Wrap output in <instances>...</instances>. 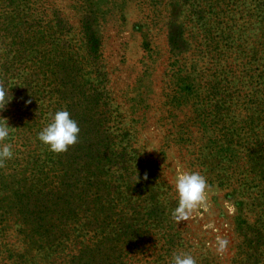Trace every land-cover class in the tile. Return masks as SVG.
Returning <instances> with one entry per match:
<instances>
[{
    "label": "rangeland",
    "instance_id": "rangeland-1",
    "mask_svg": "<svg viewBox=\"0 0 264 264\" xmlns=\"http://www.w3.org/2000/svg\"><path fill=\"white\" fill-rule=\"evenodd\" d=\"M172 1L160 0L158 4L155 0L31 1L34 2L32 16L42 15L41 10L47 8L49 19H62L70 36L86 27L87 35L82 32L80 37L88 43L89 56L97 58L94 76L99 77L101 96L109 101L102 105L101 118L96 116L99 118L96 122L103 123V129L107 128L108 134L118 139L127 131L129 139H138L139 144L133 147L140 146L154 162L142 167L143 176L140 177L129 168L128 160L133 159L134 151L128 152L129 148L119 144L114 147V153L121 161L112 167L109 195L115 199L110 214L113 227L109 237L113 249L110 253L108 244H104L106 246L90 253V250L83 251L78 264L99 263L100 257L104 261L109 256L110 264H170L173 254L181 251L190 253L197 264H229L237 250L243 247L245 239L251 246L264 242V231L255 233L251 228L256 223L262 226L261 220H264V164L242 155L245 149L241 147L238 148L241 155L235 151L219 153L228 136L220 133L226 130L212 132V136L205 134L200 125L204 124V119L193 112L195 107L188 110L191 100L183 99V91H179L181 82L171 67L166 28ZM189 1L181 2L188 6ZM178 9L172 13L174 17L182 10ZM152 18L159 24L151 25ZM191 26L187 23L181 29L189 40ZM259 26L261 23L256 21L251 26L246 47L242 49L244 54L239 57L252 47L262 46L264 38L257 34ZM53 57L57 58L56 55ZM21 72L15 76V91L8 93L12 99L0 111V121L14 122L17 129L30 139L28 144L15 149L11 141H4L13 146L14 155L0 166V226L3 228L0 229L9 232L5 242L10 253L26 254L35 264H49V255L54 250L44 247L42 239H37V233L42 230L43 216L47 211L52 214L49 209L53 207H38L34 187L31 188L28 182L36 175L38 163L48 150L39 142L35 131L44 119L40 110H49L50 107L46 109V105H42L47 101L40 103L30 99L35 96L37 88L44 89L47 83L55 84L57 74L50 75L43 84L41 70L36 72V77L29 70L24 71L27 76ZM86 78L93 79L88 73ZM29 100L31 103L26 104L30 109H25L23 104ZM21 110L27 112L23 114ZM184 113L191 115L192 121L185 123ZM175 116L185 128L166 130L170 127L167 124L177 120ZM196 117L201 119L200 123L195 122ZM258 117L264 119L262 101L236 108L232 115L235 122L229 128L234 135L228 140L232 141L235 150L239 142L240 145H245L246 140L252 143V133L244 134L240 127L250 118H254L255 123L261 121ZM255 137L258 139L256 143L262 146L257 148V154L264 153V133H256ZM214 138L218 139L215 141ZM74 152L70 146L66 155L68 161L78 155ZM110 157L112 161L117 160L113 153ZM186 171L205 175L211 192L206 207L195 211L189 220L177 224L172 219V212L178 206L173 182L177 175ZM106 193L102 187L100 194L105 197ZM48 197L44 196L43 200L47 201ZM217 238L229 241L224 252L217 251ZM212 253L217 257L214 263ZM6 255L0 251V263ZM53 259L59 260L56 256ZM15 262L12 264H17V260Z\"/></svg>",
    "mask_w": 264,
    "mask_h": 264
},
{
    "label": "trees",
    "instance_id": "trees-1",
    "mask_svg": "<svg viewBox=\"0 0 264 264\" xmlns=\"http://www.w3.org/2000/svg\"><path fill=\"white\" fill-rule=\"evenodd\" d=\"M31 1L0 0V79L12 93L16 87L15 76L19 75V71L27 76L24 71L29 70L36 77V72L41 70L43 84L50 75L56 73L55 84L47 83L44 89H34L35 96L30 99L35 102L47 101V104L42 105H46V109L50 107L49 110H40L44 119L35 132L38 134L50 112L58 110L69 111L80 127L78 142L71 146L78 155L70 162L66 157L67 152L56 154L47 150L46 156L38 163L36 175L28 182L31 188L34 187L38 207H53L49 209L52 214L46 210L40 224L42 230L37 233V239H42L44 247L54 250L49 255V264H78L83 251L90 250V253L104 244H108L110 253L113 249L109 237L113 227L110 214L115 199L109 195L113 179L112 167L121 161L118 160V154L114 153V147L119 144L120 147L129 148L128 152L134 151L133 159L128 160L129 168L140 177L143 176L142 167L145 164L153 165L154 162L140 146L133 147L139 144L138 139H129L127 131L118 139L113 134L109 135L107 128L103 129V123L96 122L101 118L102 105L109 101L101 96L99 77L94 76L97 58L89 56L88 43L80 37L82 32L84 36L87 35L86 27L70 36L67 27L62 25V19H49L47 8L41 10L42 15L32 16L34 2ZM155 1V4L160 2ZM181 1L173 0L169 3L170 20L166 31L170 40L171 67L181 82L179 91H183L184 100H191L188 102L191 103L188 110L195 107L193 112L204 119V124L200 125L205 134L212 136V132L226 130L220 133L228 136L226 145L219 153L235 151L241 155L238 149L241 147L245 149L242 155L264 164V153L256 152L262 146L256 143L258 139L255 137L256 133H264V119L261 117H258L261 121L256 123L254 118H250L240 127L242 133H252V143L246 140L245 145H240L239 142L235 150L232 141L228 142L234 135L229 128L235 122L232 115L236 108L242 105L249 107L257 101L264 102V39L262 46L252 47L244 56L239 57L244 54L242 49L246 47L255 21L261 23L257 34L264 38V0H190L188 6ZM179 7L182 10L174 17L172 13L180 10ZM150 21L153 26L159 24L153 18ZM187 23L193 25L190 28L191 40L181 31ZM86 73L93 79L87 80ZM23 106L30 109L26 103ZM26 112L21 110L20 113ZM96 116L100 117L96 119ZM176 118L167 124L170 127L166 130L170 131L172 127L185 128L184 123ZM184 118L185 123L192 121L189 114L184 113ZM200 121L196 117L195 122ZM8 124L11 131L5 142L11 141L14 149L28 144L30 137L22 133L21 129L19 131L14 122ZM230 131L232 133L227 134ZM128 152L125 150L124 154ZM112 153L117 160H111ZM254 155L256 158H253ZM22 162H17V166ZM102 187L107 192L105 197V194H100ZM48 194L53 198L49 200ZM44 196L50 202L44 201ZM261 224L252 225L255 233L264 231V220H261ZM1 229L0 251L7 255L0 264L16 263L15 260L17 264H35L26 254L18 256L9 252L11 250L5 242L9 232ZM246 241L229 264H264V242L251 246ZM211 255L214 263L217 257L213 253ZM54 256L59 260L53 259ZM110 257L104 261L100 257L99 263L91 264H110Z\"/></svg>",
    "mask_w": 264,
    "mask_h": 264
},
{
    "label": "clouds",
    "instance_id": "clouds-1",
    "mask_svg": "<svg viewBox=\"0 0 264 264\" xmlns=\"http://www.w3.org/2000/svg\"><path fill=\"white\" fill-rule=\"evenodd\" d=\"M9 90L7 86L0 84V111L4 110L12 99V96L8 94ZM25 103H31V101ZM45 120L37 138L47 146L49 151L56 154L64 153L78 142L80 127L69 111L50 112ZM10 131L8 122L0 121V166L12 159L14 155L13 146L4 143ZM173 185L178 198V206L172 212V219L177 224L189 220L195 211L207 206L211 185L205 175L198 171H186L174 178ZM216 243L217 251L224 252L229 241L217 238ZM170 264H197V260L190 253L181 251L173 254Z\"/></svg>",
    "mask_w": 264,
    "mask_h": 264
}]
</instances>
